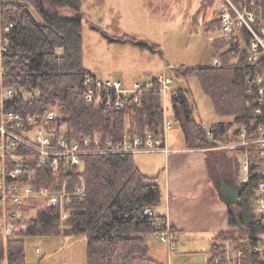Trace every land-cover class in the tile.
Returning <instances> with one entry per match:
<instances>
[{
    "label": "trees",
    "instance_id": "obj_1",
    "mask_svg": "<svg viewBox=\"0 0 264 264\" xmlns=\"http://www.w3.org/2000/svg\"><path fill=\"white\" fill-rule=\"evenodd\" d=\"M83 3L84 0L8 1L9 21L14 30L9 33L6 85L17 91L8 108L42 115L55 110L56 117L49 123L55 133L75 140L97 138L100 143L95 145L93 141L91 149L105 152L82 155L81 164L71 168L69 175L49 168L45 172L37 171L35 163L30 162L37 173L38 187L61 190L64 180L70 176L65 190L71 193L80 186L83 194L72 196L66 205L69 215L65 220L59 206H39L37 202L24 205L21 223L28 228L7 239L0 238V264H28V237L60 235L87 237V264H166L151 255L146 240L148 235L157 232V226L165 224L163 216L145 212L147 208L154 211L161 205L162 187L155 176L138 166L134 154L112 150L126 135L163 133L162 93L144 92L138 104L125 101L120 110L96 107L85 100L86 79L97 75L84 64V18H79L80 13L85 14ZM213 3L214 0H203L193 18L197 23V17L204 12L203 26L207 31L221 29L219 9L215 10L213 19H207ZM32 11L39 15L41 22ZM108 40L133 44L142 51L164 57L160 45L133 35L123 34ZM212 46L218 53L220 66L182 64L177 72L185 78L196 77L215 112L232 120L206 128L196 116L198 104L188 87H174L168 96V106L183 131L187 148L204 151L213 176L221 171L217 184L222 180L232 185L240 179L239 153L207 149L217 144L216 138L210 139L207 131L211 129L217 137H222L234 125L256 119L258 95L247 78L256 65L245 55L236 58L220 36L212 40ZM254 189V178L240 184V199L227 207L228 228L214 237L209 264H214L215 256L227 240L254 239L264 230L251 202ZM246 264L263 263L256 256L248 258Z\"/></svg>",
    "mask_w": 264,
    "mask_h": 264
},
{
    "label": "built area",
    "instance_id": "obj_2",
    "mask_svg": "<svg viewBox=\"0 0 264 264\" xmlns=\"http://www.w3.org/2000/svg\"><path fill=\"white\" fill-rule=\"evenodd\" d=\"M8 1L0 0V238L4 239L27 230V225L21 223L24 205L37 202L39 206H59L63 212L62 219L65 220L69 215L66 205L72 196L83 194L80 186L75 187L71 193L65 190L70 176L64 180V188L61 190L38 187L37 173L30 162L35 163L37 171L45 172L49 168L53 172L61 170L65 175L71 168L81 164L82 155L105 152L91 149L93 141L95 145L100 143L97 138L75 140L55 133L49 126L56 117L55 110L42 115L8 108V104L17 96L15 88L6 85L10 60L9 33L14 30L9 21ZM219 20L220 37L228 43L236 58L245 55L256 65L247 78L257 92L258 103L253 122L236 124L222 137H217L209 129V138H216L217 144L207 149H224L242 155V176L239 183L248 181L250 177L254 178L255 189L251 202L264 227V0H222ZM213 64L220 66V59L215 58ZM85 87V100L96 107L120 110L125 101L133 100L138 104L144 92L157 90L162 93L166 108L168 96L173 90V80L162 73L125 86L119 80L89 76ZM164 110L163 133L158 136L126 135L112 150L129 154L172 152L167 143L172 123L166 118L167 110ZM109 145L112 147L111 141ZM145 212L153 215L151 208H147ZM157 234L171 249L177 247L179 237L169 224L157 226ZM256 256L264 264V230L256 234L254 239L227 240L215 256L214 264H246L248 258Z\"/></svg>",
    "mask_w": 264,
    "mask_h": 264
},
{
    "label": "rangeland",
    "instance_id": "obj_3",
    "mask_svg": "<svg viewBox=\"0 0 264 264\" xmlns=\"http://www.w3.org/2000/svg\"><path fill=\"white\" fill-rule=\"evenodd\" d=\"M202 1L84 0L83 11L87 15L83 14L85 66L100 79L119 80L127 86L143 78L157 77L165 73L172 78L173 87L182 86L192 90L198 104L196 116L206 128L220 121L232 120L231 117L221 116L215 112L211 99L203 92L196 77L185 78L177 72V68L182 64L208 65L218 54L212 46V40L221 35L220 29L207 31L204 28V12L197 17V23L193 22ZM221 4L222 0H214L208 10V20L213 19L215 9L217 10ZM32 13L41 22L39 15L34 11ZM123 34L160 45L164 57L148 50L142 51L133 44L110 43L108 40L110 37ZM163 106L167 110L166 118L172 123L168 135L170 140L174 138L175 144L173 141L171 143L187 149L179 123L174 120L169 106L165 108L164 103ZM193 154L203 156L204 152L198 150ZM237 155L240 160L242 155ZM134 159L143 171L155 176L160 185L165 186L168 180L172 186L176 184L188 186L193 179L197 181V175H192V166L189 163L180 161L177 164L175 162L170 164L165 153H136ZM220 172L218 170L214 176L213 174L210 176L216 183ZM239 174L241 177L242 169ZM200 183L203 185V182ZM207 195L209 194L205 189L202 188L201 192L197 189L192 195L185 193L183 204L174 199L171 205L188 226H192L190 218H196L197 225H204L205 215L221 220V216L215 215L211 209L210 197ZM165 200L163 196L162 204L157 207L158 211L163 206L165 208ZM182 208L183 212L180 211ZM208 222L210 223L209 217L207 225L205 224L207 229ZM223 227L227 229L228 222L224 223ZM163 243L169 247L167 243ZM26 259L28 264H87V237L84 235L28 237ZM181 263V260H178L175 264Z\"/></svg>",
    "mask_w": 264,
    "mask_h": 264
},
{
    "label": "crops",
    "instance_id": "obj_4",
    "mask_svg": "<svg viewBox=\"0 0 264 264\" xmlns=\"http://www.w3.org/2000/svg\"><path fill=\"white\" fill-rule=\"evenodd\" d=\"M217 9H220V7ZM215 58H219L218 55H215ZM213 62L211 61L208 65L213 64ZM171 142L174 143V138L170 140L169 135H167V143L173 149L168 156L166 155L167 160L170 164L173 162L177 164L180 161L189 163L192 166V175H197V181L193 179L192 183L188 186H179V184L172 186L170 180H168L169 183L167 182L165 186L161 184V187H164L163 194L166 199L165 208L164 206L163 208L161 207L159 209L160 211H158V208H155L154 213L163 216L164 220H166L165 222L175 230L180 239L179 245L173 251H170L169 247L160 241L157 234L148 235L146 240L149 244L151 255L163 263L175 264L178 260H181V264H209L210 250L214 242V237L220 231L226 229L223 225L228 222L226 209L228 206L221 198L219 192L220 189L224 190L227 188L225 186L226 183L221 180L220 184H217L211 179V172L205 153L203 156H195L193 153L198 150L182 148V146L174 145L175 143L172 144ZM200 182H203V185ZM202 188L209 194L207 196L210 197L211 209L215 215L221 216V220L218 221L215 217L212 218L211 215V217L205 215L204 225H197L198 220L196 218H190L192 220V226H188L184 223L182 217L177 215L176 210H173L171 202L175 199L183 204L185 193L192 195L197 189L201 192ZM180 211L183 212L184 209L182 208ZM208 217L210 218V223L208 222L209 226L207 229L205 224L207 225ZM221 223L222 225L220 226ZM193 257L198 259L195 260Z\"/></svg>",
    "mask_w": 264,
    "mask_h": 264
},
{
    "label": "flooded vegetation",
    "instance_id": "obj_5",
    "mask_svg": "<svg viewBox=\"0 0 264 264\" xmlns=\"http://www.w3.org/2000/svg\"><path fill=\"white\" fill-rule=\"evenodd\" d=\"M225 186L227 188L224 189V191L229 195V199H235L237 200L236 203H238L240 197H239V193H240V183L239 180H235L234 184L230 185L229 183H226ZM235 203V204H236Z\"/></svg>",
    "mask_w": 264,
    "mask_h": 264
},
{
    "label": "water",
    "instance_id": "obj_6",
    "mask_svg": "<svg viewBox=\"0 0 264 264\" xmlns=\"http://www.w3.org/2000/svg\"><path fill=\"white\" fill-rule=\"evenodd\" d=\"M80 20L83 19V13L79 14ZM184 65V64H183ZM221 198L224 200L227 206H231L236 203L237 200L235 199H229V195L224 190H219Z\"/></svg>",
    "mask_w": 264,
    "mask_h": 264
}]
</instances>
